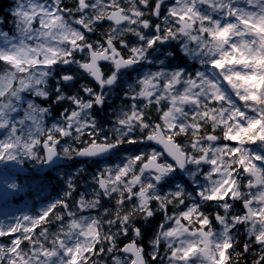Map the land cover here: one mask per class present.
<instances>
[{
  "label": "clouds",
  "instance_id": "1",
  "mask_svg": "<svg viewBox=\"0 0 264 264\" xmlns=\"http://www.w3.org/2000/svg\"><path fill=\"white\" fill-rule=\"evenodd\" d=\"M0 264H264V0H0Z\"/></svg>",
  "mask_w": 264,
  "mask_h": 264
}]
</instances>
